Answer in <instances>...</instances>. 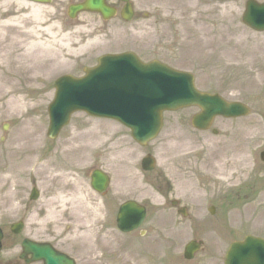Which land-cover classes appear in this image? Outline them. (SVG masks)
<instances>
[{
	"label": "rangeland",
	"instance_id": "rangeland-1",
	"mask_svg": "<svg viewBox=\"0 0 264 264\" xmlns=\"http://www.w3.org/2000/svg\"><path fill=\"white\" fill-rule=\"evenodd\" d=\"M68 1L54 0L42 7L46 22L41 25H35L33 18L23 19L27 30L55 26L51 32L55 35L60 28L63 34L76 32L69 39L74 44L71 50L55 45L56 59H46L52 64L43 68L49 74L33 70L16 78L26 105L0 112V166L6 163L9 168L8 158L15 149L29 148L31 155L57 162L62 176L50 180L58 174L51 170L14 176L19 181L17 198L0 207V227L6 232L0 258L17 260L21 242L28 238L51 243L77 264H225L234 241L247 235L264 238V164L259 158L264 149V33L244 25L246 0H135L150 19L126 25L116 20L105 28L84 16L70 23ZM20 2L28 1L9 0L7 6L0 1V20L13 17ZM22 9L20 17L32 7ZM42 36L44 41L53 40L44 31ZM90 39L97 40L87 45ZM125 52H134L145 62L159 60L194 73L200 90L248 105L250 116L217 119L216 136L212 130L199 132L192 127L196 110L167 113L159 137L142 147L127 128L79 113L57 141H50L48 108L55 96V81L64 75L82 77L84 68L95 66L99 57ZM32 74L33 83L28 81ZM112 135L108 145L98 142ZM34 145L40 146L39 154L33 151ZM231 147L247 154L251 172L247 181L228 188L216 167L232 161ZM149 154L157 167L146 173L141 162ZM93 169L111 177L105 195L91 187ZM48 185L65 199L66 217H74L70 228L58 220L44 222L53 194ZM34 187L40 197L30 201ZM11 188L12 184L8 191ZM129 200L148 208L143 236L140 231L123 235L117 229L118 209ZM174 200L188 209L187 218L172 208ZM211 206L216 207L215 215L209 212ZM21 220L25 230L14 237L10 226ZM192 240L204 244L193 261H186L184 247Z\"/></svg>",
	"mask_w": 264,
	"mask_h": 264
},
{
	"label": "water",
	"instance_id": "water-1",
	"mask_svg": "<svg viewBox=\"0 0 264 264\" xmlns=\"http://www.w3.org/2000/svg\"><path fill=\"white\" fill-rule=\"evenodd\" d=\"M51 3V0H34ZM100 1L92 5L100 10ZM105 15L108 10L102 11ZM73 16V15H72ZM244 23L249 27L264 31V4L249 0L244 15ZM100 66L86 70L87 77L77 80L71 76L56 82V99L50 106V137L58 134L70 121L73 113L84 111L91 116L116 119L132 131L133 138L142 146L155 139L163 127V113L197 106L203 113L194 119L198 129H208L216 116L238 118L247 116L250 110L238 103L229 104L217 95L202 94L194 86V77L180 73L160 63L145 65L134 54L106 56L99 60ZM264 162V152L261 155ZM155 161L147 157L143 169L151 171ZM110 184L108 176L95 172L92 186L104 193ZM38 194L34 193V199ZM146 218V209L135 202L121 207L118 227L122 232L137 230ZM22 226L14 230L21 232ZM3 238L0 230V249ZM201 244L190 243L185 249V258L194 259ZM23 258L32 255L30 262L44 264H75L74 260L56 251L49 244L26 240L23 243ZM226 264H264V240L247 237L243 242L233 243L227 253Z\"/></svg>",
	"mask_w": 264,
	"mask_h": 264
},
{
	"label": "bare ground",
	"instance_id": "bare-ground-1",
	"mask_svg": "<svg viewBox=\"0 0 264 264\" xmlns=\"http://www.w3.org/2000/svg\"><path fill=\"white\" fill-rule=\"evenodd\" d=\"M0 1L5 2V6L9 3V0ZM20 3L21 4L18 5L19 9L15 14L11 13L13 17H7L6 20H0V112L8 107L21 110L26 105L23 90L18 84H16V78L26 72H33V70L39 73H44L45 75L47 72H45V69L43 68L46 67V65L48 66L52 64V62L48 60L56 59V53L53 52L55 45L60 43L71 50L74 44L72 40L69 41V39L72 38L71 34L75 35L76 32L63 34V28H60L61 31L59 34H62V37L59 40L58 33L56 35L51 33L55 26L47 27L43 30L51 36V39H53L51 42L43 40V31H41L42 29L40 27L34 26L27 30L23 25V19L33 18L35 25H41L46 22L45 17L42 14V6L26 4V2ZM28 6L32 7L29 14L20 17V14L23 11L22 8H27ZM95 40L97 39L88 40L87 45H90ZM45 53L50 54V57L47 58ZM51 56L53 58H51ZM46 59L48 60L46 61ZM4 67L8 70L7 73L2 70ZM35 80L33 74L31 75V78L28 79V81H32V83ZM114 135L109 138H103V140L98 139V142L102 145H108L112 141ZM39 148L38 145H34V150H36V152H38ZM231 159L232 161H224L221 166L216 167L219 173H221V182L228 188L247 181L248 175L251 172L248 165L249 158L245 152L240 149L232 148ZM56 165H58V163L52 159L41 161L38 156H35L34 154L31 155L29 148L16 149L12 156L9 170L0 174V207H4L6 202L12 204L16 200V193L8 191L9 185L12 184L14 186L19 182L14 179L16 174L23 176L30 172L40 174L51 170L58 172L55 177H49L50 180L54 181L62 176ZM231 183L234 185L230 186ZM187 185L188 190H190V184ZM47 190H51L49 185ZM51 197L52 199L48 201L45 207L47 210L50 209V214L44 222L50 223V221H52L55 223L58 220V222L67 223L70 228V224H74V217H66L68 211L65 209V199L62 194H54L53 192ZM40 225H42V223Z\"/></svg>",
	"mask_w": 264,
	"mask_h": 264
},
{
	"label": "flooded vegetation",
	"instance_id": "flooded-vegetation-1",
	"mask_svg": "<svg viewBox=\"0 0 264 264\" xmlns=\"http://www.w3.org/2000/svg\"><path fill=\"white\" fill-rule=\"evenodd\" d=\"M86 0H70V5H79L83 4ZM107 4L110 6V8L114 9L116 12V17L114 20H118L121 23L126 24L123 14L128 8V3H124L123 0H106ZM131 10L133 12V20L135 21H142V20H148L151 17L149 15H146L145 12L141 13L138 9V6L135 3V0H130ZM68 12V11H67ZM68 16V15H67ZM86 16L88 19L94 21L95 23L100 24L99 26H102L100 28H105L106 25H108L109 21H106L104 17H102L101 14H93V13H82L78 15V18L76 20H71L72 23H75L77 20H79L80 17ZM8 155V154H7ZM9 157V156H8ZM4 158V156H3ZM6 165V163H4ZM1 168V167H0ZM0 264H22L20 260H14V259H7V258H0Z\"/></svg>",
	"mask_w": 264,
	"mask_h": 264
}]
</instances>
